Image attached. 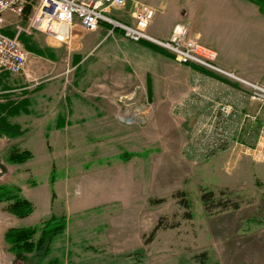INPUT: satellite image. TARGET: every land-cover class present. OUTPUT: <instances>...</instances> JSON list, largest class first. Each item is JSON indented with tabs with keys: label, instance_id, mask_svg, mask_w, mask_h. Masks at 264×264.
Instances as JSON below:
<instances>
[{
	"label": "rangeland",
	"instance_id": "rangeland-1",
	"mask_svg": "<svg viewBox=\"0 0 264 264\" xmlns=\"http://www.w3.org/2000/svg\"><path fill=\"white\" fill-rule=\"evenodd\" d=\"M138 1L154 9L150 34L190 27L177 8L172 18L173 0H126L112 12L125 21ZM28 14L7 13L4 32L25 28ZM72 24L22 32L25 68L2 72L0 102L23 131L0 136V185L18 186L33 211L16 217L0 202V264H264V94L247 84L264 88L262 79L215 59L223 72L194 69L120 31L88 51L79 42L88 30ZM11 147L32 157L11 163ZM205 191L239 207L207 213ZM51 216L65 228L47 253L9 249L8 228Z\"/></svg>",
	"mask_w": 264,
	"mask_h": 264
},
{
	"label": "built area",
	"instance_id": "built-area-1",
	"mask_svg": "<svg viewBox=\"0 0 264 264\" xmlns=\"http://www.w3.org/2000/svg\"><path fill=\"white\" fill-rule=\"evenodd\" d=\"M125 1L0 0V70L11 74H18L24 70L27 52L19 40L22 32L41 30L50 33L48 27L52 23L70 25L77 20L88 31L106 25L108 34L118 30L130 41H148L156 44L170 51L182 64L223 72L214 64V51L199 43L186 26L175 25L165 39L150 34L148 27L154 16V9L145 1H138L137 7L127 14L125 21L119 19L112 11L121 10ZM26 10L29 14L25 28L16 26L13 35L2 31L7 13L20 17ZM247 84L256 89L253 94H264V88L249 82Z\"/></svg>",
	"mask_w": 264,
	"mask_h": 264
},
{
	"label": "crops",
	"instance_id": "crops-1",
	"mask_svg": "<svg viewBox=\"0 0 264 264\" xmlns=\"http://www.w3.org/2000/svg\"><path fill=\"white\" fill-rule=\"evenodd\" d=\"M160 4L162 3H155L161 9ZM170 7L173 19L176 8L178 15L188 19L190 34L214 51L215 61L219 66L234 70L238 76L250 81L262 79L264 82V14L257 5L248 0H173ZM170 29L161 39L169 36ZM106 34V25H101L94 31H83L79 33L80 46H86L88 51H92L99 46ZM254 46L255 50L252 52L251 48ZM2 72L5 71L0 70V86L5 83ZM218 87V90L224 89L223 86ZM237 92L242 93L240 90Z\"/></svg>",
	"mask_w": 264,
	"mask_h": 264
},
{
	"label": "trees",
	"instance_id": "trees-1",
	"mask_svg": "<svg viewBox=\"0 0 264 264\" xmlns=\"http://www.w3.org/2000/svg\"><path fill=\"white\" fill-rule=\"evenodd\" d=\"M259 8L260 12L264 14V0H248ZM118 31V30H116ZM194 69H199V66L189 65ZM201 68V67H200ZM11 102H0V136L5 135L8 137H16L21 135L22 129L16 123H10L6 116L13 114L11 110ZM15 107V106H14ZM13 107V108H14ZM64 126L63 118L60 117L55 124L56 128H62ZM47 136V135H46ZM32 157V153L29 150H18L15 147H11L6 156L7 161L11 163L21 164L28 161ZM51 183L54 181L51 177ZM179 197V203L186 209L190 208L189 201L183 197V192H177ZM52 197L54 194L52 193ZM201 203L204 210L210 213L215 208H219V211L230 208L237 209L239 204L237 202H225L219 197H216L212 191H205L200 196ZM159 202L162 200H153ZM0 202H6L5 211L16 217H26L33 211V205L25 197L21 195V189L15 185H0ZM186 218L191 217L189 211L185 214ZM161 220L155 225L150 233L149 240L154 236L155 231L160 227ZM65 228V218L51 216L50 218L43 220L39 225L25 226V227H10L3 235L5 242L9 244V249L13 252H26L41 251L43 253L48 252V247L54 237L62 233ZM39 232L37 239H34L35 234ZM148 240V241H149Z\"/></svg>",
	"mask_w": 264,
	"mask_h": 264
},
{
	"label": "bare ground",
	"instance_id": "bare-ground-1",
	"mask_svg": "<svg viewBox=\"0 0 264 264\" xmlns=\"http://www.w3.org/2000/svg\"><path fill=\"white\" fill-rule=\"evenodd\" d=\"M55 26H56V27H55L54 32H55V34H56V33H58L59 30H61L62 26H65V25L55 23ZM60 32H61V31H60Z\"/></svg>",
	"mask_w": 264,
	"mask_h": 264
}]
</instances>
